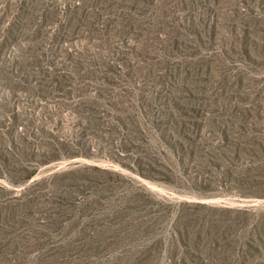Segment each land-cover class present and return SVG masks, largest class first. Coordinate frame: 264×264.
Returning <instances> with one entry per match:
<instances>
[{"label": "rangeland", "instance_id": "rangeland-1", "mask_svg": "<svg viewBox=\"0 0 264 264\" xmlns=\"http://www.w3.org/2000/svg\"><path fill=\"white\" fill-rule=\"evenodd\" d=\"M0 264H264V0H0Z\"/></svg>", "mask_w": 264, "mask_h": 264}, {"label": "trees", "instance_id": "trees-1", "mask_svg": "<svg viewBox=\"0 0 264 264\" xmlns=\"http://www.w3.org/2000/svg\"><path fill=\"white\" fill-rule=\"evenodd\" d=\"M79 66V65H78ZM80 70V67L74 66L73 71L75 77ZM60 85L62 86V82L60 80H56ZM81 90V89H80ZM81 93V92H80ZM119 99V96L115 95H100L99 93L96 94V96H93L88 99V102L82 105V109H87V112H82L83 114H86V120L91 125H95L94 127L99 128L102 126L103 122L110 124L107 120V113L108 111L106 108H104V105L111 106ZM89 103V104H88ZM123 110H118L115 114L111 115L113 122L115 124H122L124 127H126V130L129 131V137L134 140L137 139L138 143L136 144L137 147H141V144L143 142H146L148 144L147 147H150L149 143L147 142V134L144 129L141 127V125L138 123L135 112H126L124 108H120ZM103 115H101V114ZM110 130L113 129V126L108 127ZM177 130L178 135H181V132L183 129H185L183 126H178L175 128ZM192 133V140L191 143L194 144V154L195 155H203L206 158L209 159H240L241 155H239V158H237L238 154H240L242 151L247 152L248 154L251 152L248 149H244L243 147L239 146L237 143H233L230 145H226L225 141H222L218 144H212L211 142L204 140H201L199 136H201L199 129L195 128L193 130L189 131ZM188 132V133H189ZM160 135V134H159ZM11 137V136H10ZM196 139H199L200 142H195ZM73 142L66 141L65 139L57 142L48 143L46 148L41 152V162L45 161L46 163L56 160L59 157H70L72 155H79V152H76L73 148ZM206 146V149H205ZM205 149V150H204ZM86 155V154H85ZM35 173V170L29 172L28 178H30Z\"/></svg>", "mask_w": 264, "mask_h": 264}]
</instances>
